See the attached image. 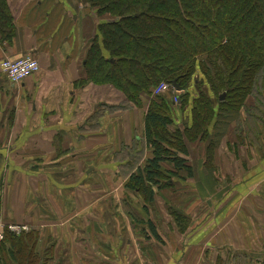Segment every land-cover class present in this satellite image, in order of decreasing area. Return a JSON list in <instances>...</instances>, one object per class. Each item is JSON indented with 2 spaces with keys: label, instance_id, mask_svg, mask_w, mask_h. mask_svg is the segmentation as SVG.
Returning <instances> with one entry per match:
<instances>
[{
  "label": "crops",
  "instance_id": "crops-1",
  "mask_svg": "<svg viewBox=\"0 0 264 264\" xmlns=\"http://www.w3.org/2000/svg\"><path fill=\"white\" fill-rule=\"evenodd\" d=\"M6 4L16 35L11 43L0 37V61L28 55L40 70L19 85L0 73V219L24 223L26 233L40 230L39 259L49 237L57 252L45 258L47 264H264V127L251 142L242 137L244 143L228 146L224 138L207 160L202 143L191 146L192 177L182 174L183 180L157 192L147 209L136 192L123 191L121 199L136 198V203L114 207L120 215V236L114 240L97 225L101 217H83L81 206L56 202L60 212L54 217L43 203L46 193L34 194L37 166H87L93 170H87L89 176L97 172L94 168L113 171L120 165L114 155L122 146L132 147L134 137H143L150 102L142 98L140 108L122 110L124 96L111 86L80 85L88 40L107 16L98 18L93 10L85 14L81 0ZM22 166L26 202L21 220L14 208L20 177L14 170ZM70 194L56 193L60 199ZM66 209L74 210L72 223L57 222ZM3 260L15 263L6 252Z\"/></svg>",
  "mask_w": 264,
  "mask_h": 264
},
{
  "label": "trees",
  "instance_id": "trees-1",
  "mask_svg": "<svg viewBox=\"0 0 264 264\" xmlns=\"http://www.w3.org/2000/svg\"><path fill=\"white\" fill-rule=\"evenodd\" d=\"M87 2L98 18L108 19L88 40L80 85L111 86L124 96L118 106L122 110L140 108L142 98L152 101L143 137L114 155L126 188L137 193L146 209L157 192L182 181V174L192 177L189 148L194 144L205 146L207 160L224 138L230 146L258 136L257 128L264 127V0ZM15 35L6 0H0L1 40L11 43ZM198 75L202 79L195 82L192 97L186 88ZM174 81L178 94L168 91L150 99L160 82ZM251 97L260 103L249 104ZM39 235L40 230L19 235L7 230L0 264H47L53 247L47 244L40 260ZM5 252L15 263L3 260Z\"/></svg>",
  "mask_w": 264,
  "mask_h": 264
},
{
  "label": "rangeland",
  "instance_id": "rangeland-1",
  "mask_svg": "<svg viewBox=\"0 0 264 264\" xmlns=\"http://www.w3.org/2000/svg\"><path fill=\"white\" fill-rule=\"evenodd\" d=\"M202 76L200 78V75L197 77L193 78L190 83L189 87L186 89L190 90L191 96H195V88L194 84L195 82H201ZM150 96V95H149ZM148 96V98H149ZM152 97V96H151ZM150 99H153L151 98ZM259 98H256L257 102L260 103ZM256 100L253 99V97L249 98V104L255 105ZM152 102V101H150ZM256 106V105H255ZM137 108V107H134ZM188 108V106H187ZM250 109V106H249ZM246 120V116H242ZM127 119V117H124V121ZM246 123V121H244ZM135 139V137L133 138ZM39 168H36L39 171H34L32 172V175L34 176V194H36L38 191L40 192H45L46 193V198L43 199L44 205L50 207L52 209V212L54 214V217L59 214L60 208L59 206L55 203L57 202L60 204V202L64 201L65 207L68 205L78 207L81 206L83 209V212H81V215L83 217L88 218L90 214H92L95 217H101V220L103 219V225L100 222H97V225L100 224V228L103 229L101 231L102 233L105 232L106 239L114 240L115 238H118L120 236V215L117 217L116 214L114 213V207L117 208L121 206L123 209L126 207L125 201L128 202L129 206L132 205V203H136V198H129L125 197L124 200L123 198L121 199L123 195V191H129V189L126 188L127 181L121 176L120 170L118 167L114 168L113 171L112 169H109V172L104 174L103 172H100L96 168H94L97 172L93 173L99 174V175H105V177L102 178H95L93 175L89 176L90 174H87V170L91 169L88 168L87 166H72L71 164H68L66 166H60V167H55V166H44V168H40L41 166H37ZM22 169H17L16 171L14 170V173H16L18 176H20L17 179L16 183V189L17 191V199L14 200V208L19 216H21L22 220V215L24 212V207H25V182H24V175H25V167L22 166ZM92 170V169H91ZM93 171V170H92ZM114 172H117L118 175H115ZM28 175H31L28 174ZM27 175V176H28ZM23 179H20V178ZM11 189V193H12ZM64 191H71L73 193L70 194V197H67L65 199H60L56 193L64 192ZM109 193L111 195H107L108 198H99L103 193ZM79 194V198H78ZM97 197V198H91V197ZM37 202L39 204L40 201V196L36 197ZM79 202V203H78ZM132 202V203H131ZM78 203V204H77ZM75 204V205H73ZM91 206V207H86V206ZM85 206V207H84ZM13 208V209H14ZM85 209V210H84ZM72 209H66L65 212H62L61 215L57 216V222L59 223H72V217L74 214L71 212ZM79 215V211H76V218ZM115 217H117L118 220H115ZM6 220V219H5ZM0 222L3 224L2 227L5 229V232L8 230L7 226L10 225H17L19 228L22 227H28L24 223H15L9 221H4L0 219ZM24 222V221H22ZM86 223H89V220H86ZM46 241L48 242V246L53 247V251L55 250V254L57 252V247H56V241L46 237ZM48 249V247L46 246ZM92 248V247H91ZM63 249V248H62ZM96 248L93 247L92 251L95 252ZM61 255L64 254V252H60Z\"/></svg>",
  "mask_w": 264,
  "mask_h": 264
},
{
  "label": "built area",
  "instance_id": "built-area-1",
  "mask_svg": "<svg viewBox=\"0 0 264 264\" xmlns=\"http://www.w3.org/2000/svg\"><path fill=\"white\" fill-rule=\"evenodd\" d=\"M40 66L38 62L31 56H22L16 59H5L0 62V71L13 85H19L25 79L33 76L39 72ZM170 90V85L163 82L155 87L152 91L153 96H160L161 94ZM0 222V242L3 241L5 229ZM9 232L19 234L26 227L19 228L17 225L7 226Z\"/></svg>",
  "mask_w": 264,
  "mask_h": 264
},
{
  "label": "water",
  "instance_id": "water-1",
  "mask_svg": "<svg viewBox=\"0 0 264 264\" xmlns=\"http://www.w3.org/2000/svg\"><path fill=\"white\" fill-rule=\"evenodd\" d=\"M81 4H82V7L84 8V12H85V14H89L91 11H90V8L88 7V2H87V0H81ZM173 84V86H174V88H175V90L176 91H180V88H179V86L175 83V81L172 83ZM225 93H223L222 95H220L219 96V101L220 102H223L224 101V99H225Z\"/></svg>",
  "mask_w": 264,
  "mask_h": 264
}]
</instances>
